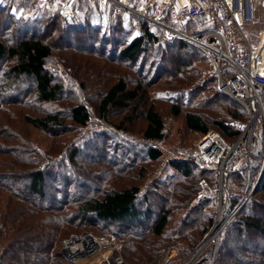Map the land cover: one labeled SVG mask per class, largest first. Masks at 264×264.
I'll list each match as a JSON object with an SVG mask.
<instances>
[{
    "label": "trees",
    "instance_id": "16d2710c",
    "mask_svg": "<svg viewBox=\"0 0 264 264\" xmlns=\"http://www.w3.org/2000/svg\"><path fill=\"white\" fill-rule=\"evenodd\" d=\"M134 1L125 0L124 4L133 10L137 8L131 4ZM55 8V5L41 7L38 0H22L20 3L0 0V64L9 63L5 70L0 67V138L3 140V144L0 143V193L6 198L4 211L0 213L6 232L0 264H60L64 260L60 251L65 241L78 236L71 233L77 219H94L99 224L117 226L118 233L112 235L121 245L126 264L139 263L144 259L142 256L153 257V264H159V259L177 237L193 249L209 233L217 214L220 213L225 220L238 208L239 213L220 232L217 246L212 243L205 250L207 256L212 264H264V169L255 192L240 207L241 199L246 195L244 185L248 168L243 164L232 170L241 154L239 144L224 166L228 173L226 188L186 213L178 227H172L170 215L184 209L189 198L199 190L200 180L217 189L219 172L204 171L184 162L169 164L164 172L171 170L180 178L181 184L165 191L167 195L161 194L158 217L148 231L144 228L137 230L151 222L155 214L150 209L148 194L141 200L149 207L140 210L139 187L129 182L146 176L145 165L157 166L159 156L154 150L146 147L137 150L114 132L93 133L80 137L79 145L68 147L63 152L62 163H47L43 170L38 169L39 155L33 144L12 133L17 126L25 125L56 138L84 127L92 116L108 120L112 111H120L124 115L113 126L128 131L127 126L141 115L143 106L146 109L141 115L144 123L141 135L169 141L164 135L161 114L154 105H148V90L152 84H147L142 72L151 59L159 60L160 66L172 62L171 72L157 71L171 80L169 86L168 82L163 84L164 90L157 95L164 94L165 99H169L172 115L181 117L187 135L202 137L214 131L232 145L239 133L228 128L227 122L247 120L239 105L217 92L214 78L203 81L204 65L198 64L205 63L206 58L198 50L178 41L165 42L161 29L111 4L101 6L88 0H76L74 16L58 14ZM180 28L196 31L201 27L187 24ZM63 38L69 39L64 46V56L69 61H75L76 56L87 59L108 57L106 60L112 63L117 60L118 66L124 70L136 68L138 81L130 86L128 76L119 69L115 80L109 85L104 84L100 93L97 91L96 115L83 102L66 107L72 124L68 129L58 115L30 116L6 110L7 105L11 108L18 106L19 97L11 92L18 90L16 86L22 78L32 81L31 92L37 103L58 100L63 91L62 82L48 65H59L53 60V51L61 47L54 48L53 40ZM18 116L21 125L20 121L17 122ZM62 128H65L62 134L54 132ZM253 140L254 144L258 142L256 137ZM89 150L96 151L97 158L89 157L86 153ZM254 153L258 162L250 163V176L258 177L262 164L259 160L261 136L260 148ZM58 167L61 172L54 173L52 168L57 170ZM23 179H27L28 184L19 192L16 185ZM47 181L56 184L53 190L60 199L50 197V201H45ZM161 182L160 179L154 182L151 191L156 193L169 185ZM31 197L36 198V203ZM152 237L157 239L152 241ZM140 247L148 252L147 255L137 252ZM108 264H115L113 256L109 257Z\"/></svg>",
    "mask_w": 264,
    "mask_h": 264
},
{
    "label": "built area",
    "instance_id": "2783aa9c",
    "mask_svg": "<svg viewBox=\"0 0 264 264\" xmlns=\"http://www.w3.org/2000/svg\"><path fill=\"white\" fill-rule=\"evenodd\" d=\"M49 1L56 2L57 11L62 14L70 12L74 0H42L43 3ZM89 1L91 4H111L124 8L161 29L165 42L178 41L199 49L210 60L206 74L208 78L215 79L217 92L242 105L248 114L247 124L237 120L227 122L228 128L239 133V139L232 145L214 131L204 134L194 147L183 148L165 139L131 136L127 132L113 129L101 119L90 120L83 127L84 132L110 129L130 144L154 150L159 156V162L155 171L148 175L150 183L158 179L161 172L174 162L188 163L204 171L217 170L218 188L212 189L201 180L199 190L187 210L205 204L214 193L220 194L226 188L228 173L224 166L238 143L260 117L264 123V46H253L248 36V29L257 22L258 4H264V0H140L141 12L125 8L120 0ZM187 24L198 25L202 29L195 31L180 28ZM80 136L81 133H78L77 137ZM47 163L43 161L39 170H43ZM145 184H149L148 181ZM222 224L218 226L223 228L225 224ZM181 251L185 254L166 252L159 259V264H190L194 251L186 248H181ZM97 252L106 261L113 256L115 264H125L121 245L109 232L100 236L83 234L79 240L70 243L66 241L64 260L60 264H79L80 259Z\"/></svg>",
    "mask_w": 264,
    "mask_h": 264
},
{
    "label": "rangeland",
    "instance_id": "374dc122",
    "mask_svg": "<svg viewBox=\"0 0 264 264\" xmlns=\"http://www.w3.org/2000/svg\"><path fill=\"white\" fill-rule=\"evenodd\" d=\"M1 1L4 3H7L9 0H1ZM15 1L20 3L19 0H15ZM39 1L41 3L39 5H42L43 3L42 0H38V2ZM120 1L125 6L123 2L124 0H120ZM41 7H45V5ZM125 8L127 7L125 6ZM137 8H134L136 9V12H141L140 10L141 6L139 5L138 10ZM119 9L126 10L121 7H119ZM129 10H132V9L130 8ZM137 17L142 19L139 16ZM200 29H202V27ZM0 30H1L0 33H2V28ZM262 33H264V4L259 3L258 10H257V22L255 23L254 27L250 31H248L249 39L253 46L255 47H258L259 45L264 46V37H262ZM68 40L69 39H66V38L65 39L63 38L61 40H57V39L53 40V44H55V46L53 45L54 48L61 47L60 50L53 51V54L55 55L54 56L55 58H53V60L54 62L55 60L58 61L59 65H48V68L54 71L57 78H59V80L62 82L63 91L59 95L58 100L54 103H45V104L37 103L35 101L34 94L31 92L33 88L32 81L26 78H22L19 84L16 86V88L19 87L18 90L11 92L12 95H16L17 97H19V100H18L19 104L18 106H14V108H11L10 106L7 105L6 107H4L6 110L13 112V114L20 113V115L25 114V115H30V116H44L47 114L58 115L60 116L63 125L68 129L69 127H71L72 124L68 120V117H67L68 115L65 111L66 107L68 105L70 106L71 103H74V102H83L87 106L90 107L92 114L96 115L95 110H96V104L98 101V97H96L98 95L97 91H99L100 93L101 91H103L104 84H108V85L111 84L115 80L114 76L115 74L119 72V69L122 70L123 73H125L128 76L130 80V86H132L135 83V81H138L139 78L136 76L137 74L135 73L136 71H138L136 68L124 70V67L118 66L119 62L117 60L114 61L113 63L110 62L109 60H106L108 59V57L106 59H103V58L101 59V58L96 57L97 59H95L94 58L95 56H94V57H88L90 59H87V58L76 56L77 59L75 61H69L70 59L64 56V53H65L64 46ZM97 49L99 50L100 48H97ZM194 49L201 52L197 48H194ZM95 52H98V51H95ZM201 53L205 56L206 62L203 64H198V65H204V70L201 76H202L203 81L208 82L212 78V77L208 78L206 74L207 65L210 64V60L203 52ZM263 56H264V51H263ZM173 57H174V54H172V58ZM169 58H170V55H169ZM151 60L146 62L145 72L141 71L142 74L145 73L143 77L146 80L147 84L149 85L152 84L150 89L148 90L149 91L148 99H150L148 102V105L149 104L154 105L155 109L161 114L164 120V127H165L164 135L169 140L168 142L175 143L183 148H192L198 143L201 137L197 135H187L186 132L184 133V128L182 126L181 117L180 116L174 117L172 115L171 106L168 102L169 99L166 100L164 94L159 95V96L157 95L160 91L164 90L162 87L163 84L168 82L167 85L169 86L171 83L170 79L167 80L164 77L165 76L164 73L162 72L157 73V71L161 69L162 71L164 70V71L171 72L173 70L172 62H169L167 66L163 64L160 66L159 60H152L153 62ZM150 62H152L151 65H150ZM0 65H2L0 67H3V69L5 70L9 66V63L0 64ZM151 66L152 68H150ZM234 103L239 105L247 116L246 121L244 122L240 121V122L247 124L249 121V116L246 113L245 109L243 108L242 105L236 102ZM140 109H141V115H142V112L145 111L144 109H146V107L142 106ZM123 115L124 114L121 113L120 111H117V112L112 111L108 120H103V121H105L108 126L112 127L113 129H116L113 126V124L115 125L116 123L120 122L121 117ZM141 115L136 119V121L133 124H130L129 126H127L128 131H124V132H127L131 136L142 137L140 131L142 127H144L143 126L144 123H143V120L141 119ZM17 119H18L17 122H19L20 121L19 116L17 117ZM96 120H97L96 116H92L91 121H96ZM19 125H21V121L19 122ZM257 128H259V131H257ZM64 130L65 128L56 129L54 132L57 134H62ZM119 131H123V130H119ZM103 132L110 133L113 131L108 129L102 132H99V131L84 132V128L82 127V128H78L77 130H75V132L74 131L71 132V134L64 135L63 133L61 136H57L56 138H53L49 134L44 133L40 130L32 129V128L26 127L25 125H22V126H17V129L14 128L12 133L22 138L23 140L29 141L33 144L34 148L36 149V152L39 155V160H38L39 162L37 166L39 169L40 164L43 161H47L48 164L50 163L52 165L62 163V161H64L63 152H65L68 149V147L70 148V147L79 145L80 137L87 136L93 133H103ZM78 133H81L80 137H77ZM260 136L262 138V154L259 157V160L262 161L261 170H260L261 172L259 173L258 177H252L250 176L251 175L250 163L253 164V163L258 162V159H255L254 152H256L260 148ZM0 137H1V134H0ZM255 137L258 139V142L256 141V144H254V140H253ZM238 139H239V136L236 140ZM236 140L234 139L233 141L236 142ZM2 142L3 140L0 138V143ZM238 144L241 145L240 147L241 154H239V156L237 157L232 170L235 171L243 164H247V168H248L247 175H246L247 180L244 185L246 195L241 199V205H240V207H242L255 192L256 187L258 186V183L261 177V173L264 169V123H263L262 117H260V119H258V121L255 124H253L252 127H250L249 131L244 135V137ZM130 145L135 149L140 148V146H136L133 144H130ZM137 150L131 149V151L133 152L136 151V153H137ZM86 153L89 157H94V158H97V155H98V153L94 150H89ZM86 160H89V159H86ZM145 167L147 169L145 171L146 176H144V178H141L140 180L136 182L130 181L129 183L139 187V198H138L139 209L145 210L146 207L150 206V209L152 210V212L155 213L154 217L150 220L151 222L144 224L141 228L137 229V230H141L142 228H144L148 231L153 227L158 217L157 208L159 207V205H161L160 199L162 198V195L165 196L166 194L165 191H169L173 185L181 184V181H180V178H178V176H176L171 170H168L166 172H164L165 171L164 170L161 172V175L159 176L158 179L150 183L148 179V175L153 173L157 166L145 165ZM52 171L61 172V168L58 167L57 170L56 168H52ZM159 179L160 181H162L161 183H167L169 185L165 187V189L164 188L162 190L160 189L159 192L161 193L159 192L155 193L154 191H151L153 189L151 185ZM146 181H148L149 184L146 185L145 184ZM200 181L198 182L199 184H200ZM27 184H28V180L23 179L22 182H19V184L16 185V190L19 192L24 191L25 186H27ZM55 186L56 184L53 185V183H50L47 181V184L45 185V201H50L49 199L50 197H55L57 199H60L59 196L58 197L55 196L56 195L54 192L55 190H53V187ZM145 194L146 195L148 194L147 200L150 201L149 206H147L145 202H142L141 200ZM195 196H196V193L191 198H189L188 203L184 207V209H179L180 212H175L170 215V221L172 223V227L174 226L176 227L180 219L184 215H186V213L188 214L190 212L187 210V206L194 200ZM31 199H32L31 200L32 202L36 203V200H34L36 198L31 197ZM5 200L6 198L4 197V195L0 193V213L4 211L3 207H4ZM168 206H170L169 203H168ZM68 210L73 211L71 208H68ZM239 211L240 210L238 208L235 212L232 213V215H230L225 220H222L220 213L217 214V217L215 218V222L212 225L211 229L209 230V233L205 236L203 241L199 242L198 245L195 246V248L193 249L189 248L186 242L181 241L180 239H178L179 237H177L176 242H174L173 245L166 252L176 251L178 255H183L185 253L181 251V248H186L190 251H194L193 252L194 257L193 259H191L190 264H212L213 262L212 260L211 261L209 260V257L207 256L206 251L210 244L214 243V246L216 247L219 242L220 232L225 226L223 228H220L218 227V224L221 222L220 223L221 225H223L222 223L226 225L229 222V220L232 219V217L236 216L239 213ZM117 231H118L117 226H108V225L99 224L98 222H95L94 219H77L75 222L74 228L71 230V233L77 234L78 236H75V235L71 236L66 241H68L72 237H80L83 234H91L94 236H100L106 232L113 234V233H116ZM5 237H6L5 227L3 226L0 220V259H1V255L3 253L4 247L6 245ZM152 239H153L152 241H154L157 238L152 237ZM63 248L60 251L62 258H63ZM142 250H143L142 247H140V249L137 252L140 253L141 255L145 253L147 255L148 252L142 251ZM142 257L146 260L142 259L141 262L139 263H129V264H153L152 262L153 257H149V256H148L149 258L148 257L146 258L144 256ZM151 258H152L151 261L148 260ZM108 260L107 261L104 260L100 252L99 253L97 252L93 254L92 256L80 259L79 264H108Z\"/></svg>",
    "mask_w": 264,
    "mask_h": 264
},
{
    "label": "crops",
    "instance_id": "0c3cea01",
    "mask_svg": "<svg viewBox=\"0 0 264 264\" xmlns=\"http://www.w3.org/2000/svg\"><path fill=\"white\" fill-rule=\"evenodd\" d=\"M75 1L76 0H74L72 3H71V5H70V12L69 13H59L58 11H57V8H58V6H57V3L56 2H54V1H49V2H47V3H42V5H40V6H44L45 5V7H47V8H49L51 5H55V9H56V12L58 13V14H61V15H64V16H74L75 15V11L73 10V4L75 3ZM89 1V0H88ZM125 1V0H124ZM123 1V2H124ZM90 2V1H89ZM39 4H41L40 3V1H39ZM97 4H99V3H97ZM133 6H136V7H138L137 8V10L139 9V5L141 6V3H140V0H135L133 3H131ZM140 10H141V8H140ZM139 10V11H140ZM254 26H252V27H250L249 29H248V31H250L252 28H253ZM248 36H249V34H248ZM262 37H264V33H262Z\"/></svg>",
    "mask_w": 264,
    "mask_h": 264
},
{
    "label": "water",
    "instance_id": "95a60500",
    "mask_svg": "<svg viewBox=\"0 0 264 264\" xmlns=\"http://www.w3.org/2000/svg\"><path fill=\"white\" fill-rule=\"evenodd\" d=\"M72 240H79V237H72L70 240L67 241V243H70Z\"/></svg>",
    "mask_w": 264,
    "mask_h": 264
},
{
    "label": "bare ground",
    "instance_id": "6f19581e",
    "mask_svg": "<svg viewBox=\"0 0 264 264\" xmlns=\"http://www.w3.org/2000/svg\"><path fill=\"white\" fill-rule=\"evenodd\" d=\"M218 225L220 226V223Z\"/></svg>",
    "mask_w": 264,
    "mask_h": 264
}]
</instances>
